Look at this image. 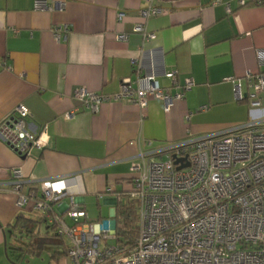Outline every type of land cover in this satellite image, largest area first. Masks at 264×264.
Listing matches in <instances>:
<instances>
[{"label": "crops", "instance_id": "crops-1", "mask_svg": "<svg viewBox=\"0 0 264 264\" xmlns=\"http://www.w3.org/2000/svg\"><path fill=\"white\" fill-rule=\"evenodd\" d=\"M34 1L0 0V123L23 105L27 128L43 147L22 159L0 135V184L11 180L13 168L29 182L23 193L38 194V181L63 179L90 222L91 206L100 201L114 206L108 213L114 218L115 202L130 189L131 165L147 141L166 146L264 119V97L252 113L248 100L235 98L236 85L249 93L247 73L264 75L258 60L264 54V0H246L245 6L156 0L166 12L146 21L138 15L144 0H43L49 8L41 10ZM141 23L154 40L144 42L134 32ZM58 26L68 29L60 40L53 35ZM149 72L171 95L177 88L166 72L175 73L178 86L185 79L194 86L183 100L151 99L144 109L105 103L95 114L73 98L78 88L112 95L124 79ZM15 200L0 192V264H34L43 255L47 264H69L68 241L30 207L18 212ZM67 204L63 197L55 210L63 214Z\"/></svg>", "mask_w": 264, "mask_h": 264}, {"label": "built area", "instance_id": "built-area-1", "mask_svg": "<svg viewBox=\"0 0 264 264\" xmlns=\"http://www.w3.org/2000/svg\"><path fill=\"white\" fill-rule=\"evenodd\" d=\"M144 1L138 11L144 21L166 12L155 5L156 0ZM235 1L246 5V0ZM33 6L36 10L49 8L43 0L34 1ZM122 17L119 13L118 20ZM67 32V27L53 29L56 40ZM134 32L144 42L155 39L144 23L136 25ZM258 60L264 65L263 53H258ZM164 76L177 88L175 94L162 88L154 72H149L139 73L134 81L124 79L112 95L78 88L73 98L95 114L105 103L127 102L144 109L151 99L183 100L184 93L194 86L192 79L178 86L174 72ZM246 79L249 93L244 95L236 85L235 98L248 100L252 113L262 106L264 75L247 73ZM71 115L73 112L66 117ZM28 117V109L19 105L0 123L3 142L19 157H28L33 148L43 147L40 138L27 128ZM176 159L180 160L178 164ZM183 164L187 167L177 170ZM131 167L128 192L137 204L138 220L132 246L117 242L114 223L88 222L86 212L67 192L63 179L38 181V194L33 190L23 193V186L29 182L20 168H13L11 180L0 184V192L15 195L18 212L30 207L58 238L68 241L69 264H264V119L250 118L228 130L189 135L166 146L147 141ZM63 197H67L68 204L61 214L55 207ZM108 240L115 244L108 245Z\"/></svg>", "mask_w": 264, "mask_h": 264}, {"label": "trees", "instance_id": "trees-1", "mask_svg": "<svg viewBox=\"0 0 264 264\" xmlns=\"http://www.w3.org/2000/svg\"><path fill=\"white\" fill-rule=\"evenodd\" d=\"M129 180V179H127ZM131 182V179L128 181ZM127 200L120 199L115 202L114 226L117 242L123 246H132L137 237V204L130 200L129 192L123 193ZM55 236L56 233H54Z\"/></svg>", "mask_w": 264, "mask_h": 264}, {"label": "rangeland", "instance_id": "rangeland-1", "mask_svg": "<svg viewBox=\"0 0 264 264\" xmlns=\"http://www.w3.org/2000/svg\"><path fill=\"white\" fill-rule=\"evenodd\" d=\"M104 199H110V198L104 197ZM126 200H127V198L123 197L122 202L124 203ZM113 208H114V206L109 202L104 203L103 201H100L99 203H93V205L91 206V214H92L91 222L92 223H99V224H108V223L112 224V223H114V218L108 217L109 211H111V210L113 211ZM98 214H102V215L104 214V218H102L100 220L97 219ZM88 222H90V220H88ZM107 243H108V245H114L115 241L114 240H108ZM47 260H48L47 256L43 255V256L37 258L36 260H34V264H47ZM61 262H63V260ZM22 264H30V263H29L28 259H25L22 262Z\"/></svg>", "mask_w": 264, "mask_h": 264}, {"label": "water", "instance_id": "water-1", "mask_svg": "<svg viewBox=\"0 0 264 264\" xmlns=\"http://www.w3.org/2000/svg\"><path fill=\"white\" fill-rule=\"evenodd\" d=\"M21 158L24 159L25 157H21ZM183 160H185V159H183ZM179 162H180V160L176 159L175 164H178ZM185 167H187V164H183V165L177 167V170L183 169Z\"/></svg>", "mask_w": 264, "mask_h": 264}]
</instances>
